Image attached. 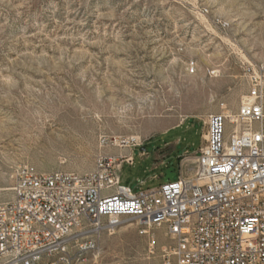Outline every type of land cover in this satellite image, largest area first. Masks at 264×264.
I'll return each instance as SVG.
<instances>
[{
  "label": "rangeland",
  "instance_id": "1",
  "mask_svg": "<svg viewBox=\"0 0 264 264\" xmlns=\"http://www.w3.org/2000/svg\"><path fill=\"white\" fill-rule=\"evenodd\" d=\"M262 61L264 0H0V204L20 166L84 174L103 156L132 192L158 188ZM139 229L104 230L97 262L162 264L171 240Z\"/></svg>",
  "mask_w": 264,
  "mask_h": 264
},
{
  "label": "built area",
  "instance_id": "2",
  "mask_svg": "<svg viewBox=\"0 0 264 264\" xmlns=\"http://www.w3.org/2000/svg\"><path fill=\"white\" fill-rule=\"evenodd\" d=\"M246 77L237 112L209 115L193 166L181 163L156 189L132 192L106 156L84 174L18 167L12 198L0 204V264H31L55 249H66L55 264H100V234L123 219L140 235L164 230L162 264H264V61Z\"/></svg>",
  "mask_w": 264,
  "mask_h": 264
},
{
  "label": "bare ground",
  "instance_id": "3",
  "mask_svg": "<svg viewBox=\"0 0 264 264\" xmlns=\"http://www.w3.org/2000/svg\"><path fill=\"white\" fill-rule=\"evenodd\" d=\"M85 249H77V257H84ZM66 257V249H55L48 256L45 254L33 255V262L31 264H55Z\"/></svg>",
  "mask_w": 264,
  "mask_h": 264
},
{
  "label": "water",
  "instance_id": "4",
  "mask_svg": "<svg viewBox=\"0 0 264 264\" xmlns=\"http://www.w3.org/2000/svg\"><path fill=\"white\" fill-rule=\"evenodd\" d=\"M174 172H173V169L172 168H168L165 173H164V176H163V182H167V181H170L174 178Z\"/></svg>",
  "mask_w": 264,
  "mask_h": 264
},
{
  "label": "crops",
  "instance_id": "5",
  "mask_svg": "<svg viewBox=\"0 0 264 264\" xmlns=\"http://www.w3.org/2000/svg\"><path fill=\"white\" fill-rule=\"evenodd\" d=\"M164 174V173H163Z\"/></svg>",
  "mask_w": 264,
  "mask_h": 264
}]
</instances>
